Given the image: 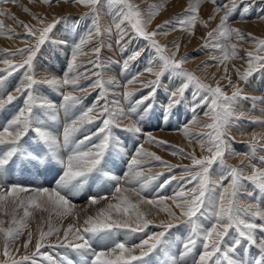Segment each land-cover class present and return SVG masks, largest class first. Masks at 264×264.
<instances>
[{
	"label": "snow or ice",
	"instance_id": "obj_1",
	"mask_svg": "<svg viewBox=\"0 0 264 264\" xmlns=\"http://www.w3.org/2000/svg\"><path fill=\"white\" fill-rule=\"evenodd\" d=\"M5 2L9 0H0V4ZM10 2L16 3L18 0H10ZM30 2L35 3V0ZM40 2L49 7L53 4V0H40ZM72 2L90 8L92 28L74 46L71 62L61 77L44 76L38 79L34 71V61L41 45L45 43L49 33L62 18L53 17L48 20L46 16L33 13L26 6L23 10L37 22L35 25L20 21L14 14L11 15V19L25 29V36L31 38V42L21 49H4L5 55L0 57V63L5 66L0 68L2 73L0 86L13 72L24 69L23 78L13 91L0 95V110H4L7 105L23 97L22 106L18 108L16 114L0 125V146H3V151H0V177H3L8 170V165L19 153H25L28 156L27 163L37 168L43 166L45 170L53 171L59 168L60 171L54 177V187L33 189L32 194L26 198H21V194L29 192V189L17 183L7 185L6 192L0 190V212L10 217V220L0 219L3 255L11 261V264H26L29 261L35 264L36 255H46L41 254L40 250L47 246L44 242L46 238L54 234V230L51 227L47 231L41 228L35 242V251L31 255H22L19 260H16L13 252L19 253L20 248L12 249V245L28 227V218L33 215L30 209L35 208L45 212L51 210L59 216L71 214L75 205L70 197L76 195L89 180L95 183L100 179H106L115 182V194L112 197L114 202L103 195L89 197L91 205L99 204L101 201H106V204L99 208L95 215H88L82 225H69L64 230L63 240L58 241L61 247L91 251L90 264H132L133 261H143L158 248L168 246V241L165 239L166 233L178 227L181 222L189 229V234L183 243L181 261H186V258L191 256V264H264V238L257 240L256 237L258 230L264 232V207H261L255 196L256 190L264 194V155H257L258 147L264 151V133H252L251 140L248 142L249 151L245 153H237L230 147L229 142L235 139L230 135V126L234 121L244 118V113L238 112L236 105L239 100L247 99V97L243 96V90L239 84L231 79L226 63L235 59H246L247 68L243 71L240 69L235 71L239 79L247 83L253 73L264 69V39L253 37L249 33L248 38L257 46L254 50L246 51V57L239 55L237 42L245 40L246 37L238 28L230 24V17L237 7L235 0H229L231 7L227 3L218 4L217 0H209L213 5V11L206 20L200 17V0L195 2L189 0L183 13L178 14L173 20L157 25L156 29L151 31L148 30V26L164 8L163 3L151 5L149 12L145 15L131 0H104L113 17L116 35L119 37L116 43L121 47L127 43L125 37L128 29L123 27L127 23L136 37L147 41L148 47L156 54L148 61L144 69V72L154 76L155 79L140 80L139 77L143 75L141 72L128 79L123 86L125 98H131L137 91V89H129V85L141 84L152 90L125 112L122 108L111 107L109 103L99 105V99H106V85L112 83L110 80L105 81L101 75L103 64L100 54L104 46L103 37L105 33L110 35L113 31L112 27L102 26L98 7L102 4V0H72ZM244 11H247V8ZM7 14L5 10L0 9V15ZM217 17H219L217 26L208 31L206 37L202 39H205V47L220 51L221 55L214 56L212 59L217 65L225 66V75L222 80H227L225 87L232 89L231 95L225 91L224 87H221L220 81H216L213 86L211 83H205L194 72L184 68L183 65L188 57L176 58L180 49L179 43H175L174 50L169 51L167 45L161 44L156 39L161 33L167 35L176 30L194 35L193 29L197 22L207 28ZM4 27L3 21H0V30ZM0 35L5 33L0 31ZM15 35L20 34L9 29L7 38L11 39ZM94 39L98 43L88 49L94 57L87 61L92 70L86 69L84 72H79L77 71L78 58L88 54L84 48ZM139 55L140 51H136L125 58L123 70L127 69L129 61L135 60ZM16 57L22 58L20 62L15 61ZM165 73L174 75L180 81L169 94L166 112L170 113L174 105L182 102L190 86L195 89L192 93L195 103L191 109L193 116L190 125L210 131L193 134L189 124H186L182 131L190 142L192 139L197 140L201 151H206L208 154L197 157L194 151L186 154L183 149H179L180 154L191 159L192 165H173L163 161L155 153L144 151L141 145L128 161L127 172L123 176L112 174L111 170L107 169L105 157L109 149L119 143L113 134V129H122L134 135L141 133L139 123L143 117L137 113V108L143 105L144 101L154 97L155 90L161 85V78ZM81 80H88L90 83L82 85ZM41 84L58 91L62 97L61 106L65 112H73V116L63 125L62 132L53 131V126L48 123L49 119H56L57 106L41 94L38 87ZM90 88L100 90L99 98L91 106L81 107L85 97L77 93H87ZM201 107H206L202 114L208 117L207 123H201L198 120L200 114L197 113V109ZM151 108V104L145 105L144 112L147 113ZM134 115L136 118H133ZM97 120L100 121V125L95 130H91L89 126L95 124ZM29 133L32 135L29 136ZM79 133L84 134L82 138L77 139ZM25 137H28L27 141ZM147 138L160 146L168 143L157 140L151 134H147ZM22 141L24 143L34 141L31 144L30 153L26 152ZM65 149L67 150L66 158L61 154ZM226 156L242 158L239 160V165H232L227 163ZM152 159L160 161L169 170L176 167L184 168L185 175L180 177L182 184L174 195L148 199L142 194L152 181L163 175V173L152 174L151 168L145 167L146 161ZM214 165L219 170V175L215 179L211 174ZM171 179L177 178L172 176ZM124 184L129 187H124ZM188 185L192 186L189 188ZM247 185H251L253 191H245ZM4 187L5 185H0V189ZM129 193L138 199L133 201ZM10 197L13 204L11 211L6 206ZM244 198L255 202L244 204ZM167 200H171L178 211L173 210L172 205L166 204ZM144 204L161 207V210L167 213L169 219L161 220L158 225H155L161 228V231L150 234L139 244L131 247L127 246L126 242H115L113 246L105 250L92 249L90 241L93 238L99 237L100 241L110 239L114 230L127 229L138 233L148 229L153 221L147 219L146 213L141 210V205ZM20 210L23 211L22 217L18 216ZM76 218L79 220L78 216ZM202 218L210 223L205 226L201 222ZM59 231L60 229H55L56 233ZM32 242L33 233L28 232L22 247L27 250ZM198 242L201 251L196 256L194 253ZM253 246L258 252L256 256L251 257L250 249ZM47 258L51 259V257Z\"/></svg>",
	"mask_w": 264,
	"mask_h": 264
},
{
	"label": "rangeland",
	"instance_id": "obj_2",
	"mask_svg": "<svg viewBox=\"0 0 264 264\" xmlns=\"http://www.w3.org/2000/svg\"><path fill=\"white\" fill-rule=\"evenodd\" d=\"M132 3L139 6L145 15L150 10V6L153 4H164V8L160 11L152 23L148 26V30L156 29L157 25L163 24L165 21L173 20L178 14L184 12L189 0H131ZM195 2V0H193ZM218 4L227 3L231 7L229 0H217ZM237 7L230 17V24L234 28H238L245 34L246 39L238 41V52L241 57H246V51H251L256 48V44L248 38V34L251 33L253 37L264 39V0H235ZM31 9L33 13H37L42 16H46L48 20L53 17L62 18L60 23L56 25L45 43L41 45L39 52L36 55L34 61V71L38 79L44 76H56L61 77L65 71H67L68 65L71 62L72 51L74 46L79 43L82 37H85L88 31L92 28V17L90 15V8L73 3L72 0H53L51 7L35 0V3L30 0H18V2H5L0 4V9L5 10L7 15H0V21H3L5 27L0 30L5 35H0V57L5 55L4 49L16 50L21 49L31 42V38L25 36V29L11 19V15L14 14L18 20L24 21L35 25L37 22L32 19V16L25 12L24 7ZM99 7V16L102 26L104 28L112 27V34L105 33L103 37V50L100 54V60L103 64L101 69V75L105 81H112L107 84L106 99H99V105L109 103L111 107L122 108L125 112L129 107L135 105V102L142 96L148 95L150 88H146L141 84L129 85V89H137L131 98H125L123 87L128 79H131L138 73L143 72V75L139 77L140 80L155 79L154 76L147 72H144L148 61L155 57L154 50L148 47V42L143 38L136 37V34L130 29V26L126 23L123 27L128 29V34L125 37L127 43L123 47L116 43L119 38L116 35V31L113 25V17L110 14V10L107 4L102 0V4ZM247 8V11L244 9ZM213 11V5L209 0H200V17L207 19ZM219 22V17L215 21L210 23V27H204L197 22L193 29L194 35L182 30L171 31L167 35L163 33L157 35L156 39L161 44L167 45L169 51L174 50V44L179 43L180 49L177 55V59L181 57H188L184 68L195 73L205 83H211L213 86L216 81L221 82V87L225 88V91L231 95L232 89L225 87L227 80H222L225 75L224 65H217L213 61V57L220 56L219 50L212 47H205L206 33L212 28H215ZM171 27V25L169 26ZM9 29L14 30L15 35L11 39L7 38ZM97 40H92L84 48L85 52H88L92 46L97 44ZM142 50V51H141ZM140 51L139 57L135 60L129 61L126 70H123V63L125 58L132 53ZM94 54L88 52L87 55H81L78 58L77 71L84 72L86 69L92 70L91 65L87 63L89 59H92ZM22 58L16 57L15 61L18 63ZM227 63L228 74L231 79L239 84V87L243 90V96L247 99H241L238 101L236 108L238 112L244 113V118L239 121H234L230 126V135L234 137L231 140L230 147L237 153H245L249 151L248 142L251 140L252 133H264V69L253 73L248 82L245 83L239 79L235 69L243 71L247 68L246 59H235ZM207 65V66H202ZM5 67L0 63V68ZM158 70V68H157ZM24 69L15 71L12 75L8 76L2 86H0V95L13 91V89L19 84L23 78ZM2 75V73H0ZM215 77V78H213ZM95 79V77H93ZM179 79L170 73H165L161 78V85L155 90V95L149 100L144 101L143 105L137 108V113L143 118L140 120L139 126L141 127V133L134 135L123 131L122 129H113L114 136L118 139L113 148L109 149V153L105 157V163L107 169H110L112 174L123 176L127 172V163L134 155L136 149L141 145L144 151L155 153L160 156L163 161L173 165L191 166L192 161L180 154L179 149H183L184 153L195 152L197 157L207 155L206 151H201L200 144L197 140L192 139L191 142L185 137L182 129L186 124H189L190 131L195 133L208 132L209 129L196 127L190 125L193 113L191 111L195 101L192 98V93L195 90L193 87L185 92V97L179 105H174L171 112H166L165 108L169 100V94L179 84ZM90 83L88 80H81L82 85ZM39 90L51 102L56 104L57 110L55 111L56 119L48 120L53 128L52 130L59 133L62 132L63 125L66 124L73 116V112H65L61 106L63 101L60 93L55 89L48 87L47 85H39ZM117 92V93H116ZM99 89L90 88L87 93H77L84 96L83 106H91L96 103L99 98ZM111 93V94H110ZM116 94V95H115ZM110 99V100H109ZM23 97L14 101L12 104L7 105L4 110H0V125L10 120L18 111V108L22 106ZM147 104H151L152 108L145 113L144 107ZM98 105V106H99ZM122 105V106H121ZM206 110V107L197 109L198 120L201 123H207L208 117L202 113ZM75 111V110H73ZM51 115V114H50ZM133 118H136L134 115ZM127 123V121H124ZM100 125V121L97 120L95 124L89 126L91 130H95ZM84 133H79L77 139L82 138ZM147 134L155 137L157 140L167 141L164 146H160L157 143L151 142L147 138ZM32 133H29L31 136ZM28 137H25V141ZM24 143V141H22ZM24 143V148L27 153L31 152V144ZM0 151H3V146H0ZM176 154H173V153ZM65 158L67 150H63L61 153ZM257 155H264V151L257 148ZM241 156L229 157L226 156L227 163L232 165H239ZM28 156L25 153H19L13 158V162L8 165V170L4 173L3 177H0V185H5L2 191H7V185L17 183L25 186L29 189V192L22 193L21 198H26L32 194V190L40 187H54L57 172L60 171L57 168L53 170H45L43 166L37 168L33 164L27 163ZM255 162V161H253ZM247 163V161L245 162ZM145 167L151 168V173H163L158 179L152 181L146 191L142 194L148 199H158L160 196H172L179 189L182 184L180 177L185 175L183 167H176L171 170L164 167L160 161L154 159L148 160L145 163ZM212 178L215 179L219 175V170L216 165L212 169ZM95 175V174H93ZM175 176L177 179L172 180L171 177ZM227 183V181H225ZM115 182L107 181L106 179H100L95 183L89 180L88 184L84 185L82 189L74 196H71L75 208L71 214L65 216H59L53 211H42L40 209L32 208L33 215L28 218V227L23 230V234L12 245V249L20 248L19 253L13 252V256L16 260L20 259L22 255H31L35 251V242L38 238V233L41 228L47 231L49 227L54 230V234L45 240L47 245L41 248L40 253L46 255H36L34 257L35 264H90L91 251H77L68 247H61L58 241L63 240L64 230L69 225H82L83 220L88 215H95L99 208L105 206L106 201H101L99 204L91 205L89 203V197L91 196H107L109 201H112L114 193ZM124 187L129 185L124 184ZM188 185L187 187H191ZM138 187V185H137ZM245 191H253L251 185H247ZM133 201L138 197L129 193ZM256 200L264 207V194H261L256 190ZM11 197L9 202H6L7 209L11 211L13 204L11 203ZM114 202V201H112ZM255 202L248 198H244L243 203L247 204ZM166 204L172 205L173 210H176L171 200L165 201ZM141 210L146 213L147 219L152 220L153 224L148 227L144 232L133 233L127 229L114 230L111 233L110 239L100 241L99 237L93 238L90 243L93 250L101 251L105 250L115 242H126L127 246L131 247L134 244H139L142 239H146L150 234L161 231L162 229L156 227L161 220H167L169 217L167 213L161 210V207L153 205H141ZM178 211V210H176ZM158 213V214H157ZM18 216H23V211L18 212ZM79 217L77 220L76 217ZM0 219L10 220L9 216H5L0 212ZM201 222L207 226L210 221L201 219ZM260 223V221H257ZM55 229H60L58 233ZM28 232L33 233V242L25 250L22 245L27 239ZM189 234L188 226L184 223H180L178 227H174L169 230L165 239L168 241V246L158 248L152 252L148 257H145L143 261H133L132 264H191L192 257L186 258V261L180 260V255L183 251V243ZM257 240L264 238V232L259 230L256 233ZM201 248L199 246L195 250L194 255L198 256ZM90 252V253H89ZM258 250L253 246L250 249V256L257 255ZM139 254L138 251L136 253ZM47 257H51L48 259ZM60 257V258H59ZM60 260V261H59ZM64 262V263H63ZM0 264H11L3 255V241L0 240ZM31 264V261L26 262Z\"/></svg>",
	"mask_w": 264,
	"mask_h": 264
},
{
	"label": "bare ground",
	"instance_id": "obj_3",
	"mask_svg": "<svg viewBox=\"0 0 264 264\" xmlns=\"http://www.w3.org/2000/svg\"><path fill=\"white\" fill-rule=\"evenodd\" d=\"M117 93V92H116ZM111 94V93H110ZM116 95V94H115ZM110 100V99H109ZM122 106V105H121ZM27 236V235H26ZM90 253V252H89ZM60 258V257H59ZM60 261V260H59ZM64 263V262H63Z\"/></svg>",
	"mask_w": 264,
	"mask_h": 264
}]
</instances>
